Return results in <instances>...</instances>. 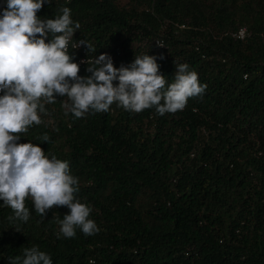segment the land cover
Wrapping results in <instances>:
<instances>
[{"label": "trees", "instance_id": "obj_1", "mask_svg": "<svg viewBox=\"0 0 264 264\" xmlns=\"http://www.w3.org/2000/svg\"><path fill=\"white\" fill-rule=\"evenodd\" d=\"M61 7L92 45L68 52L80 76L101 54L116 68L149 54L168 83L186 63L207 88L162 117L114 103L76 119L66 97L45 104L19 142L69 162L100 232L57 239L66 207L42 218L28 199L29 220L9 222L0 201V264L33 246L52 264H264V0H49L37 15Z\"/></svg>", "mask_w": 264, "mask_h": 264}, {"label": "clouds", "instance_id": "obj_2", "mask_svg": "<svg viewBox=\"0 0 264 264\" xmlns=\"http://www.w3.org/2000/svg\"><path fill=\"white\" fill-rule=\"evenodd\" d=\"M45 3L49 0H6L0 13V201L14 213L9 222L29 220L28 199L42 218L54 207H66L68 214L57 221V239L75 238L77 229L93 236L100 228L89 218L93 209L76 198L79 179L71 174L69 162L46 155L32 142L20 143L21 134L42 123L45 104L55 103L57 96L67 98L61 101L64 114L76 119L108 112L114 103L131 113L154 108L162 117L184 110L190 98L202 97L207 85L186 63L176 65L168 83L157 58L149 54L119 68L101 54L87 59L89 75L80 76L68 47L81 25L73 21L69 7L42 19L37 13ZM80 46L92 48L86 39L72 44L74 49ZM42 139L47 143L49 136ZM8 264H52V258L33 246L22 256L9 257Z\"/></svg>", "mask_w": 264, "mask_h": 264}, {"label": "built area", "instance_id": "obj_3", "mask_svg": "<svg viewBox=\"0 0 264 264\" xmlns=\"http://www.w3.org/2000/svg\"><path fill=\"white\" fill-rule=\"evenodd\" d=\"M241 30H243V31H241ZM230 36H231L233 39H236V40H242V39L245 37V29H244V28H239L235 33H232ZM77 41H79V40H76V39L72 38V41H71V43L69 44V47H68V52H69V51H78V50L81 49V46H80L79 48H77V49H74V48L72 47V44L77 43ZM157 43H159V44H161V45L163 46V42H162L161 39H155V40L153 41V44H154L156 47H158V46H157ZM158 48H163V47H158ZM91 60H93V59H89V61H91ZM86 61H87V60H86ZM83 62H85L83 59H80V60L77 61L78 64L83 63Z\"/></svg>", "mask_w": 264, "mask_h": 264}]
</instances>
